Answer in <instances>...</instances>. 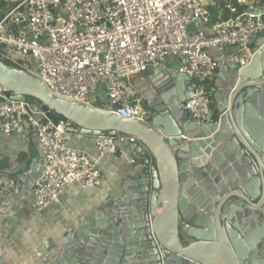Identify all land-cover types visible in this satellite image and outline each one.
<instances>
[{
    "label": "water",
    "instance_id": "95a60500",
    "mask_svg": "<svg viewBox=\"0 0 264 264\" xmlns=\"http://www.w3.org/2000/svg\"><path fill=\"white\" fill-rule=\"evenodd\" d=\"M250 12L264 16V4ZM248 67L224 56L213 94L217 124H203L185 109L193 79L153 69L133 88L141 96L142 121L51 94L41 79L0 60V84L27 102L64 117L83 136L118 134L136 164L124 163L117 191L77 226L55 232L38 264H264V35ZM41 74V72H38ZM15 170L0 173L2 227L13 209L44 180L43 151ZM124 162V158H121Z\"/></svg>",
    "mask_w": 264,
    "mask_h": 264
},
{
    "label": "built area",
    "instance_id": "2783aa9c",
    "mask_svg": "<svg viewBox=\"0 0 264 264\" xmlns=\"http://www.w3.org/2000/svg\"><path fill=\"white\" fill-rule=\"evenodd\" d=\"M249 1L1 0L0 60L41 79L59 98L103 109L102 94L111 113L142 121L141 96L126 80L166 70L173 57L178 73L194 81L185 109L200 123L217 124L213 94L219 61L209 51L217 49L241 69L250 65L252 38L264 35V18L250 12ZM34 114L0 84V138L31 131L42 147L44 180L32 192L36 214L58 202L70 185L100 188L104 176L98 163L107 156L128 158L137 142L125 134L94 137V160L68 144L69 120L44 108L39 119Z\"/></svg>",
    "mask_w": 264,
    "mask_h": 264
},
{
    "label": "crops",
    "instance_id": "0c3cea01",
    "mask_svg": "<svg viewBox=\"0 0 264 264\" xmlns=\"http://www.w3.org/2000/svg\"><path fill=\"white\" fill-rule=\"evenodd\" d=\"M249 6L260 8L256 1L250 0ZM213 15H218L213 10ZM198 28V27H195ZM194 28V29H195ZM205 30L208 28L205 26ZM261 43V37H257L251 44V49ZM209 53L215 58L222 56L217 49H211ZM179 69V61L169 58L166 70ZM153 69L137 77L129 79L131 84L139 81L142 76L151 74ZM215 87V83H214ZM68 144L76 150L83 151L94 160L97 159L95 138L80 134V128L73 124ZM31 131L23 135L14 134L0 138V173L6 170H15L28 160H35L39 152ZM107 156L98 163L103 172L104 180L100 188L84 190L78 185H70L60 196L58 202L53 203L40 214L32 209V194L26 196L14 209L11 219L5 221L2 227L1 238L2 256L8 264H38L40 249L46 240L57 231L68 230L72 226L82 223L90 215L96 206H99L108 196L113 195L123 177L125 164L131 156Z\"/></svg>",
    "mask_w": 264,
    "mask_h": 264
},
{
    "label": "trees",
    "instance_id": "16d2710c",
    "mask_svg": "<svg viewBox=\"0 0 264 264\" xmlns=\"http://www.w3.org/2000/svg\"><path fill=\"white\" fill-rule=\"evenodd\" d=\"M231 1L236 2L237 0H231ZM254 1H256V3H257L258 5H263V4H264V0H254ZM0 4H2L1 0H0ZM240 9H241V10H246L247 8H246V7H241ZM263 18H264V16H263ZM5 63H6L7 65H9V66H12V65H11L9 62H7V61H5ZM44 109L48 110L47 108H44ZM52 114H53V116H54L55 118H57V119L67 120V119H65L64 117L55 114L54 112H52Z\"/></svg>",
    "mask_w": 264,
    "mask_h": 264
},
{
    "label": "rangeland",
    "instance_id": "374dc122",
    "mask_svg": "<svg viewBox=\"0 0 264 264\" xmlns=\"http://www.w3.org/2000/svg\"><path fill=\"white\" fill-rule=\"evenodd\" d=\"M126 82H128V84L132 85L131 82L129 81V79H127ZM216 117H215V119L213 118V121L216 120Z\"/></svg>",
    "mask_w": 264,
    "mask_h": 264
}]
</instances>
